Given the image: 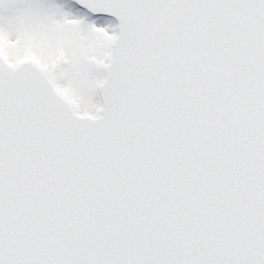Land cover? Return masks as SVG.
Returning <instances> with one entry per match:
<instances>
[{"label": "snow or ice", "instance_id": "1", "mask_svg": "<svg viewBox=\"0 0 264 264\" xmlns=\"http://www.w3.org/2000/svg\"><path fill=\"white\" fill-rule=\"evenodd\" d=\"M0 264H264V0H0Z\"/></svg>", "mask_w": 264, "mask_h": 264}]
</instances>
